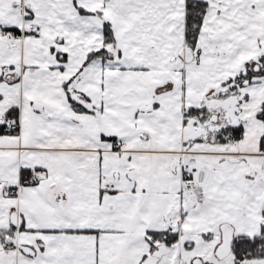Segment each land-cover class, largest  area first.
<instances>
[{
    "label": "snow or ice",
    "instance_id": "1",
    "mask_svg": "<svg viewBox=\"0 0 264 264\" xmlns=\"http://www.w3.org/2000/svg\"><path fill=\"white\" fill-rule=\"evenodd\" d=\"M0 264H264V0H0Z\"/></svg>",
    "mask_w": 264,
    "mask_h": 264
}]
</instances>
